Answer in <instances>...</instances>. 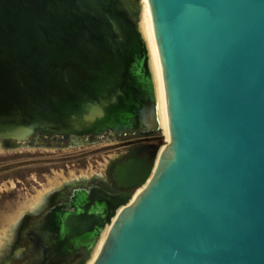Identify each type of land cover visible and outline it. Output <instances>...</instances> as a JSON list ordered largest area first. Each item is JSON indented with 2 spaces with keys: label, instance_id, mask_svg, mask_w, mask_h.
I'll return each mask as SVG.
<instances>
[{
  "label": "water",
  "instance_id": "obj_1",
  "mask_svg": "<svg viewBox=\"0 0 264 264\" xmlns=\"http://www.w3.org/2000/svg\"><path fill=\"white\" fill-rule=\"evenodd\" d=\"M147 1L0 0V142L162 129L157 46L170 140L91 264H264V0Z\"/></svg>",
  "mask_w": 264,
  "mask_h": 264
},
{
  "label": "flooded vegetation",
  "instance_id": "obj_2",
  "mask_svg": "<svg viewBox=\"0 0 264 264\" xmlns=\"http://www.w3.org/2000/svg\"><path fill=\"white\" fill-rule=\"evenodd\" d=\"M0 144L4 149L22 146L56 149L90 147L85 152L72 155L74 163L71 165L77 167L63 171L85 173H75L62 179L59 184L46 186L45 196L36 209H26L17 218L12 228L11 240L0 251V264H80L84 256H92L94 214L106 211L103 207L108 208L115 198L120 200L128 195L132 196L129 200L131 202L142 188L121 177V172H128L125 165L139 171L164 146L158 122L106 129L100 135L66 138L35 135L16 146L5 147L1 142ZM102 152L108 156V159L103 158L106 161L104 168H98L90 162L88 168L84 163L85 157H99ZM92 160L99 163L95 158ZM0 172L20 171L15 168H0ZM27 172L36 170L30 169ZM37 172L48 171L43 169ZM43 189L40 190L44 191ZM77 224L90 227L84 233L76 235L73 226ZM91 261L92 259L86 264Z\"/></svg>",
  "mask_w": 264,
  "mask_h": 264
},
{
  "label": "rangeland",
  "instance_id": "obj_3",
  "mask_svg": "<svg viewBox=\"0 0 264 264\" xmlns=\"http://www.w3.org/2000/svg\"><path fill=\"white\" fill-rule=\"evenodd\" d=\"M162 135V145L168 143L164 130L160 129ZM88 148H30L22 146L18 148L4 149L0 145V168H15L20 172H0V229L4 227L3 216L14 209L17 202L25 197H33L30 194H38L46 190V186L59 184V182L67 176L75 173L85 172H63L71 170L77 166H72L74 163L72 155L76 152H85ZM102 152L99 157L86 156L84 163L90 168V163H94L98 168H104L108 156ZM92 158L98 160L99 163L93 162ZM88 161V162H87ZM30 164L24 165L23 164ZM68 165V166H65ZM20 166V167H17ZM34 169L36 172H27ZM47 169L48 172H37ZM22 171V172H21ZM87 173V172H86ZM39 190V191H38ZM38 191V192H37ZM35 195V196H36Z\"/></svg>",
  "mask_w": 264,
  "mask_h": 264
},
{
  "label": "bare ground",
  "instance_id": "obj_4",
  "mask_svg": "<svg viewBox=\"0 0 264 264\" xmlns=\"http://www.w3.org/2000/svg\"><path fill=\"white\" fill-rule=\"evenodd\" d=\"M141 1L143 3V6H144L145 10L150 15V9H149V5H148V1L147 0H141ZM151 21H152V19H151ZM155 45H156V41H155ZM156 56H157L159 98H160V101H161V123H162V129L164 130V134L166 136V139L169 142L170 137H169L168 119H167L164 87H163L161 66H160V60H159L157 46H156ZM164 148H165V145L158 149L156 157H155L153 169L155 168V166H156V164H157V162H158V160H159V158L161 156V153L164 150ZM153 169H152V171H153ZM148 180L149 179H147L142 185L139 186V187H142L140 190H142L145 187V185H146ZM140 190H138V192L136 191L137 193L134 196V198L137 196V194L140 192ZM45 191L46 190L41 191L36 196L25 197V198L21 199L20 201L17 202V205H16V207L14 209H12L10 212L6 213L3 216L2 219L4 220L5 224H4V227L2 229H0V251L3 249L4 244H6L9 240H11V238H12V228L14 227L17 218H19L24 213V211L26 209H29V210L36 209V207L39 204V202L42 201L43 197L45 196V194H44ZM133 199H132V201H133ZM131 202H129V203H131ZM120 211H121V208H119L117 210V214H119ZM116 217L113 219V222L116 220ZM110 229H111V227L108 226V225H106L104 227V229L102 230V232H101V234H100V236H99V238H98V240H97V242H96V244L94 246V254L90 257V259L88 261H90L91 259L93 261V259L95 258V256L99 252L104 239L109 234ZM91 262L89 264H91Z\"/></svg>",
  "mask_w": 264,
  "mask_h": 264
},
{
  "label": "clouds",
  "instance_id": "obj_5",
  "mask_svg": "<svg viewBox=\"0 0 264 264\" xmlns=\"http://www.w3.org/2000/svg\"><path fill=\"white\" fill-rule=\"evenodd\" d=\"M35 209H33V211H34Z\"/></svg>",
  "mask_w": 264,
  "mask_h": 264
}]
</instances>
